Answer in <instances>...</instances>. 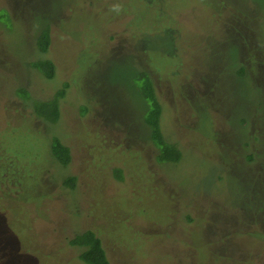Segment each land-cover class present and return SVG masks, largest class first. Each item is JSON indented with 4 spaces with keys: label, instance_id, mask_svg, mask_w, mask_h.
Instances as JSON below:
<instances>
[{
    "label": "rangeland",
    "instance_id": "1",
    "mask_svg": "<svg viewBox=\"0 0 264 264\" xmlns=\"http://www.w3.org/2000/svg\"><path fill=\"white\" fill-rule=\"evenodd\" d=\"M0 13V160L15 163L0 174V264H82L69 241L86 230L112 264H264V0H0ZM42 57L52 80L31 67ZM140 71L179 163L156 159ZM65 83L52 125L18 94L48 100Z\"/></svg>",
    "mask_w": 264,
    "mask_h": 264
},
{
    "label": "trees",
    "instance_id": "2",
    "mask_svg": "<svg viewBox=\"0 0 264 264\" xmlns=\"http://www.w3.org/2000/svg\"><path fill=\"white\" fill-rule=\"evenodd\" d=\"M4 14L0 13V19L3 18ZM173 26V25H170ZM168 27V25H167ZM170 27H168L169 29ZM175 27L173 26V29ZM166 30V29H165ZM174 31V30H172ZM53 45V40L51 33L48 29L43 30L37 39V48L40 53L48 54ZM31 67L36 70L43 78L52 80L57 75V66L54 59L50 57H42L31 63ZM138 81H140V92L142 99L147 103V109L145 112L144 121L150 130V138L153 144L156 146L157 155L156 159L159 163L175 164L179 163L185 153V148L177 139L176 136L169 135L164 132L162 127V120L164 116L165 105L160 99L157 91L155 89L153 79L146 71H140L136 76ZM136 79V80H137ZM68 84L65 83L55 95L48 100H38L31 97V94L24 88L18 90V94L25 100L31 103L32 113L38 119L43 122L52 125L59 123L62 118V101L67 96ZM2 143V142H0ZM3 150V149H2ZM48 153L50 157L60 166L67 167L72 161V153L69 146L63 143L62 139L57 136H52L48 144ZM2 154V153H1ZM1 162L0 174L9 173L12 166L15 163L4 164L3 160ZM118 179H123L122 172L119 169L115 170ZM6 177V176H4ZM64 185L74 190L77 187V177L67 176L64 181ZM123 206H128L130 204H124ZM0 216H4L3 208H0ZM0 217V222H1ZM3 226V229L2 227ZM7 225H0V232L7 231ZM111 227V226H110ZM118 228V227H117ZM116 229V228H114ZM9 230V229H8ZM119 232L122 229H117ZM123 232V231H122ZM125 235V232H123ZM2 235H0L1 237ZM129 239V237H127ZM134 238V237H133ZM122 236V238L116 237V242L119 246L126 248L134 246ZM130 240V239H129ZM141 241V239H139ZM70 245L77 248L80 253L78 259L82 264H112L109 258L108 252L104 246L103 239L94 230H86L78 233L75 237L70 239ZM135 250V249H134Z\"/></svg>",
    "mask_w": 264,
    "mask_h": 264
}]
</instances>
